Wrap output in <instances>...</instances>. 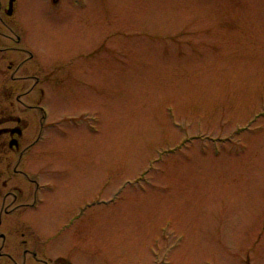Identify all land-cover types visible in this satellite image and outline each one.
Here are the masks:
<instances>
[{"label":"rangeland","instance_id":"374dc122","mask_svg":"<svg viewBox=\"0 0 264 264\" xmlns=\"http://www.w3.org/2000/svg\"><path fill=\"white\" fill-rule=\"evenodd\" d=\"M63 7L56 65L81 39L86 86L50 96V121L68 119L50 133L67 146L51 166H73L50 192L51 255L264 264V0Z\"/></svg>","mask_w":264,"mask_h":264},{"label":"flooded vegetation","instance_id":"af4514ba","mask_svg":"<svg viewBox=\"0 0 264 264\" xmlns=\"http://www.w3.org/2000/svg\"><path fill=\"white\" fill-rule=\"evenodd\" d=\"M66 2L0 0V264H73L50 250V192L58 189L60 179L55 172L69 176L73 169L51 166L67 146L55 144L50 133L68 119L50 121V96L62 86L75 91L86 86L75 67L83 55L81 39L60 49L75 51L66 63L56 65L61 57L52 50L62 33L50 17L64 12ZM65 13L67 18L73 11ZM76 33L71 30L68 37ZM81 120L84 115L75 124Z\"/></svg>","mask_w":264,"mask_h":264}]
</instances>
